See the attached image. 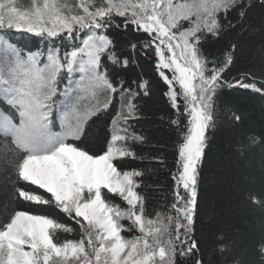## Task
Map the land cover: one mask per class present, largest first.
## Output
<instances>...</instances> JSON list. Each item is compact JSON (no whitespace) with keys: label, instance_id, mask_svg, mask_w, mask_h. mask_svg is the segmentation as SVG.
<instances>
[{"label":"snow or ice","instance_id":"snow-or-ice-1","mask_svg":"<svg viewBox=\"0 0 264 264\" xmlns=\"http://www.w3.org/2000/svg\"><path fill=\"white\" fill-rule=\"evenodd\" d=\"M257 6L264 9V0H0V192L7 201L0 264H212L195 225L216 101L224 88L264 97V79H227L237 44L214 58L205 44L246 31ZM113 28L143 36L125 51ZM16 32L41 38L44 47H19ZM149 50L178 133L173 200L152 213L138 191L144 171L120 167L124 158L143 159L133 145L145 138L130 121L139 118L137 98L149 94L150 84L141 79L133 87L119 74ZM109 109L108 134L93 144V118ZM231 115L241 122L240 114ZM256 145L264 148V135L248 136L238 151ZM249 199L264 209V192ZM18 201L49 206L78 229L11 206ZM61 233L76 235L61 239ZM213 251L224 264H264V235L253 243L257 259L243 257L224 237Z\"/></svg>","mask_w":264,"mask_h":264},{"label":"trees","instance_id":"trees-1","mask_svg":"<svg viewBox=\"0 0 264 264\" xmlns=\"http://www.w3.org/2000/svg\"><path fill=\"white\" fill-rule=\"evenodd\" d=\"M245 28L246 31L227 33L220 41L210 39L205 44V54L217 57L227 44L236 43V58L225 73L227 79L245 74L264 79V9L254 7L248 14ZM110 32L117 46L125 51L129 50L130 43L138 42L143 36L122 28H113ZM13 42L25 50L44 47L41 38L24 32L14 33ZM155 61L156 57L149 50L148 56L141 54L136 64H130L119 74V79L129 84L133 81L139 83L141 79L150 84L149 94L137 98L139 118L130 121L133 131L145 138L144 143L133 145L137 157L143 159L128 157L120 162L123 170L144 171L138 191L145 197V208L149 213L163 211L173 200L172 173L176 171L178 140L177 130L170 123L174 110L164 95L167 88L155 71ZM132 86L136 87L135 84ZM113 103L117 104V101ZM216 107L218 119L215 127L209 130L208 147L200 169L195 235L212 264H224L226 259L213 251L220 237L232 242L243 257L257 259L252 255V249L254 241L264 235V209L253 204L249 194L264 192V148L256 145L241 155L238 147L248 136L259 138L264 135V97L250 89L224 88L218 94ZM233 112L242 116L241 122L233 121ZM110 113L111 109L99 118H93V144L104 142L111 123ZM11 206L58 216L62 222L78 229L74 221L49 206L19 201ZM6 209L7 201L0 192V222L5 219ZM75 235L61 233L60 238H75Z\"/></svg>","mask_w":264,"mask_h":264},{"label":"rangeland","instance_id":"rangeland-1","mask_svg":"<svg viewBox=\"0 0 264 264\" xmlns=\"http://www.w3.org/2000/svg\"><path fill=\"white\" fill-rule=\"evenodd\" d=\"M24 2L27 3L28 0H24ZM55 123H56V128H55V130L58 131V130H59V120L57 119Z\"/></svg>","mask_w":264,"mask_h":264}]
</instances>
